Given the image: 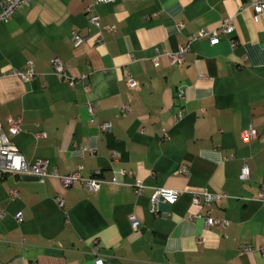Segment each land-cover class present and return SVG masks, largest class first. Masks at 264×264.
Wrapping results in <instances>:
<instances>
[{"label": "crops", "instance_id": "0c3cea01", "mask_svg": "<svg viewBox=\"0 0 264 264\" xmlns=\"http://www.w3.org/2000/svg\"><path fill=\"white\" fill-rule=\"evenodd\" d=\"M255 1L30 0L0 23L2 131L26 161L45 159L59 175L81 166L101 181L94 192L55 176L0 178V264H264V12L254 19ZM229 17L234 30L218 43L191 39ZM30 64L34 76L21 79ZM250 127L258 135L245 141ZM155 188L180 195L153 204ZM204 190L220 197L196 207ZM206 216L226 224L205 228Z\"/></svg>", "mask_w": 264, "mask_h": 264}, {"label": "built area", "instance_id": "2783aa9c", "mask_svg": "<svg viewBox=\"0 0 264 264\" xmlns=\"http://www.w3.org/2000/svg\"><path fill=\"white\" fill-rule=\"evenodd\" d=\"M113 0H95V3H107ZM30 0H0V23L7 22L12 15L15 13L17 8L21 6L29 5ZM253 11H254V19H257L258 16L264 12V0H256L253 3ZM90 21L93 22L96 26L99 25L98 16H94L90 18ZM234 30V23L231 17L224 19L221 21L219 28L215 30H208L205 28H200L196 33L191 35V39H206L210 44H216L219 41L218 33H222L224 35H228L232 33ZM72 39L74 43L80 44L82 42V38L79 37L76 33H72ZM231 48L233 49L236 46V42L232 41L230 43ZM189 49L188 46L180 47L176 52L170 53L168 55L169 62L171 65H179L183 58V53ZM154 66L158 65L157 57L152 59ZM54 70L60 75V77L64 79H68V75L63 70V66L60 63L59 59L55 58L53 60ZM17 75L23 79L27 80L34 76V72L32 69V65L30 64L28 69L25 72H19ZM126 83L130 89H134L138 87V83L131 76H125ZM178 97H183V91L178 92ZM87 110L93 119L95 113V103H88ZM122 111H129L127 105L122 106ZM7 125L15 132H19L20 130V120L9 118L7 120ZM100 129L103 132H110L112 129V124L110 122H103L100 125ZM242 138L245 141H251L255 139L258 135V132L255 128L250 127L248 129H244L242 131ZM38 137H45V133L38 134ZM86 147H82L85 150ZM48 161L45 159H36L33 162H28L25 160L21 152L17 149L12 141H10L4 132L2 131L1 123H0V178L5 177L9 174H16L22 177H36L41 182L45 181V179L49 176L59 177L63 188L67 189L76 184L82 185L87 191H98L101 185V181L96 178H84L80 175L81 166H77L74 171H71L65 175H59L56 169H52L49 171L48 169ZM186 169L182 168L180 171L185 172ZM122 174H125L124 170L120 171ZM250 176V170L247 165H243L241 171L238 175V178L242 181H245ZM138 192L141 190L142 185H137ZM180 192L172 189H164V188H155L150 200L153 204L158 203L159 201H164L167 203H174L179 197ZM219 195L210 193L206 190L194 193L192 197V202L196 207H201L204 205H210L212 203H216L219 199ZM259 197L264 200V188L260 190ZM57 203L60 207H63V200L57 199ZM153 211V210H152ZM130 223L133 230H137L139 226V222L135 216L130 217ZM205 228H210L211 226H224L226 224L225 221L213 218L211 216H206L204 218ZM264 250V247L261 248ZM93 264H106L102 258L96 257L93 261Z\"/></svg>", "mask_w": 264, "mask_h": 264}, {"label": "water", "instance_id": "95a60500", "mask_svg": "<svg viewBox=\"0 0 264 264\" xmlns=\"http://www.w3.org/2000/svg\"><path fill=\"white\" fill-rule=\"evenodd\" d=\"M28 179H35V180H37V178L36 177H27Z\"/></svg>", "mask_w": 264, "mask_h": 264}]
</instances>
